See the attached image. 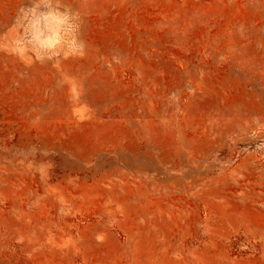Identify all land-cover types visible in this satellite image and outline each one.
<instances>
[{"label": "rangeland", "instance_id": "374dc122", "mask_svg": "<svg viewBox=\"0 0 264 264\" xmlns=\"http://www.w3.org/2000/svg\"><path fill=\"white\" fill-rule=\"evenodd\" d=\"M0 264H264V0H0Z\"/></svg>", "mask_w": 264, "mask_h": 264}]
</instances>
